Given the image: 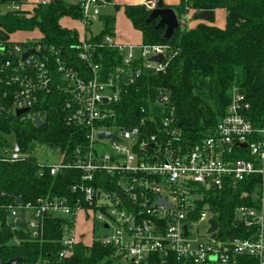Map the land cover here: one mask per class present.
<instances>
[{"label":"built area","instance_id":"built-area-1","mask_svg":"<svg viewBox=\"0 0 264 264\" xmlns=\"http://www.w3.org/2000/svg\"><path fill=\"white\" fill-rule=\"evenodd\" d=\"M45 2L20 0L6 9H27V5ZM145 4L151 9L153 1ZM102 5L104 0H82L79 23L84 29L99 22ZM187 20V15L178 18V28H184ZM95 35H80L77 55L84 63L80 70L67 66L55 47L44 49L40 44L24 50L13 45L0 67L7 83L16 86L13 112L27 108L22 114L31 121L38 116L45 123V116L29 110L39 93L57 91L65 98L67 123L83 126L86 132L85 143L72 150L70 159L45 147L56 150L59 159L39 163L46 165L51 175L61 169L74 172L71 196L14 203L8 207L13 228L36 238L43 232L46 216L62 220L59 260L69 257L77 242L86 243L85 232L92 240L94 231L99 230L101 244L111 246L118 261L139 263L158 255L161 262L174 256L179 264H234L240 256H251L257 264H264V121L254 127L244 115L249 108L247 101L234 92L214 130L190 148L178 137L172 109L161 116L152 108L141 107L142 115L134 125L118 122L113 105L127 87L143 74L164 73L176 51L168 43H121L109 35L100 42L87 41ZM40 38L38 32L33 38L14 42L37 43ZM103 46L118 53V62L109 71L93 61ZM28 50L33 52L26 61L21 55ZM156 55L163 59L150 60ZM158 100L167 106L168 94L162 89L158 90ZM100 131L113 137L100 138ZM9 142L0 147V160L16 162L29 155L15 140ZM243 181L250 192L242 195L250 201L233 212V222H238L234 227L241 231L236 236L220 235L216 213L203 201L228 184ZM159 199L165 203H158ZM20 210H24L26 229L17 225ZM210 219L217 223L212 232ZM201 223L206 228L199 232Z\"/></svg>","mask_w":264,"mask_h":264},{"label":"trees","instance_id":"trees-1","mask_svg":"<svg viewBox=\"0 0 264 264\" xmlns=\"http://www.w3.org/2000/svg\"><path fill=\"white\" fill-rule=\"evenodd\" d=\"M20 0H0V67L15 44L24 50L40 44L47 49L51 46L59 52L67 66L84 68L78 58L79 32L76 28L63 25L61 19L79 22L82 19V0H47L30 9L7 10L6 6ZM110 3L111 0H104ZM148 3V2H147ZM180 18L199 10H225L223 28L203 20L193 27L185 25L177 28L169 46L176 54L171 58L164 73L141 75L127 87L120 101L113 105L117 121L134 125L142 115L141 107L152 108L165 114L173 110L178 137L188 148L199 143L211 133L224 115L234 92L242 94L249 108L244 115L254 127L264 121V0H179L167 6ZM5 10H2V8ZM121 9L132 27L141 33L143 44H164L163 29L154 26L157 19L146 22L151 9L144 4L114 5ZM100 31L88 42H100L104 36H114L115 15L98 16ZM17 31H38L41 38L37 43L14 42L9 34ZM104 71H109L118 62V53L106 46L98 48L93 57ZM60 74L56 71L55 77ZM8 77L0 69V147L15 140L29 155L23 160L6 162L0 160V260L6 262L19 258L17 264H112L118 261L111 246L101 244L94 231L89 243L77 242L73 253L59 260L61 249L62 220L46 216L43 232L32 238L26 231L14 229L8 221V207L16 199L23 202L38 198L70 197L73 171L61 169L55 175L49 173L46 165L40 166L34 152L44 146L56 149L70 159L72 150L85 143V128L67 123L64 96L55 93L38 94V100L29 110L45 116L43 126H35L26 114L15 115L12 109V96L15 85L7 83ZM168 94V103L161 104L158 90ZM162 116V115H161ZM160 116L157 118L159 119ZM250 192L246 183H230L217 195L204 199L216 213L220 235H239L240 228L234 227L233 212L242 204L249 203ZM99 225L95 224L98 229ZM102 227V226H101ZM123 264H179L171 256L161 262L158 255H152L135 263ZM234 264H257L251 256H240Z\"/></svg>","mask_w":264,"mask_h":264},{"label":"water","instance_id":"water-1","mask_svg":"<svg viewBox=\"0 0 264 264\" xmlns=\"http://www.w3.org/2000/svg\"><path fill=\"white\" fill-rule=\"evenodd\" d=\"M153 1V6L151 8V11L148 15V17L146 18V22H150L153 19H157V23L155 24V28H161L163 29V39L166 41V43H170L172 40L173 35L176 33L177 28H178V17L176 15V13L174 12V10L170 7H166L164 6V2L163 0H152ZM193 19L194 20H203L206 21L208 23H212L214 20V11L212 10H199L196 11L193 14ZM33 52L32 50H28L22 53L21 57L23 60L27 61V57L28 55ZM163 59V57L161 55H156L150 58V60L152 61H161ZM126 81V78H125ZM105 100V99H104ZM28 109L27 108H21V109H15L14 114L15 115H20L24 112H26ZM33 124L35 126H43L44 122L40 120V118L38 116H36L33 119ZM98 137L102 138V137H113L112 135H110L108 132L105 131H100L98 132ZM242 146H244V144H241ZM158 203H165L163 199H159L157 201ZM22 200L21 199H16L15 204H21ZM167 205V203H166ZM169 206V204H168ZM209 223L211 224V227L209 229V232H212L214 229H216L217 227V223L214 219H210ZM17 225L22 228V229H26V223L24 220V210H20L18 217H17ZM234 225H238V222L236 221L234 223ZM185 229V227H184ZM20 261L19 258H12L6 262H3L0 260V264H17ZM133 261V260H131Z\"/></svg>","mask_w":264,"mask_h":264},{"label":"rangeland","instance_id":"rangeland-1","mask_svg":"<svg viewBox=\"0 0 264 264\" xmlns=\"http://www.w3.org/2000/svg\"><path fill=\"white\" fill-rule=\"evenodd\" d=\"M114 1L115 0H112V2H114ZM149 1H152V0H149ZM2 10H5V8L3 7ZM100 13L101 14H114L116 16V19H117V27L121 33L124 32L123 33L124 37L130 39L129 38V37H131L130 34L133 37H135L138 34L137 30L132 28V26L130 25V23L128 22L126 17L124 16L122 10L121 9H118V10L115 9L114 4L102 5L100 7ZM220 15L224 16V10L219 9V12H216L213 24L218 25L220 23L219 22L220 21L219 20ZM223 16H222V19H224ZM67 19L66 18L61 19V23L63 25H67V22H68ZM188 23H189V20L186 21L187 25H188ZM79 25L81 26L79 28L80 34H81V36L84 35L85 37L95 35L101 29L100 23L98 21H95L87 29H84L82 27L81 23H79ZM127 33H128V35H127ZM36 35H38L37 31H32V32L17 31V32H13V33L9 34V40H11V41H22L25 39L33 38ZM1 50L2 49L0 48V51ZM34 155H35V158L37 159V161L39 163H44V164L54 163L59 159V153L56 150L52 151L50 149L45 148L44 146L37 147L35 152H34ZM78 222L80 224L82 222V220L79 219ZM205 228H206V225L204 223H201L199 232L204 231ZM84 239L86 240V243L90 242L91 238H90L88 232L84 233ZM123 263H124V260H120L117 262H113L112 264H123Z\"/></svg>","mask_w":264,"mask_h":264},{"label":"crops","instance_id":"crops-1","mask_svg":"<svg viewBox=\"0 0 264 264\" xmlns=\"http://www.w3.org/2000/svg\"><path fill=\"white\" fill-rule=\"evenodd\" d=\"M36 1V0H35ZM47 1V0H46ZM179 0H163V2H164V4L165 5H167V6H171V5H175V4H177V2H178ZM152 3V1H149V0H115L114 2H112V0H111V2L110 3H105V4H114V5H125V4H144V3ZM33 7V5H27L26 6V8L27 9H30V8H32ZM223 10V9H222ZM216 12H219V9H216V10H214V18H215V14H216ZM223 14V13H222ZM190 13L189 14H187V16H188V20H189V23H188V27H193L198 21H196V20H194V19H190ZM222 16L223 15H220V17H219V24L218 25H215V26H217V27H219V28H223L224 27V25H225V10H224V16H223V18L224 19H222ZM67 19V18H66ZM128 20V19H127ZM67 25L68 26H71V27H74V28H76L77 30H78V32H79V35H81L80 34V31H79V28L81 27L80 25H79V22L77 23V21H73V20H69V19H67ZM214 21V20H213ZM129 22V21H128ZM130 23V22H129ZM213 23V22H212ZM130 25H131V23H130ZM132 26V25H131ZM83 27V26H82ZM133 28V27H132ZM134 29V28H133ZM136 30V29H135ZM117 32V33H116ZM137 32H138V34L135 36V37H133L131 34H130V36L131 37H129L130 39H128V38H126V37H124L123 35V33L124 32H120L119 31V29H118V27H117V19H116V16H115V30H114V37H115V40L116 41H118V42H121V43H135V44H137V43H140L141 42V33L137 30ZM98 33V32H97ZM127 35H128V33H127Z\"/></svg>","mask_w":264,"mask_h":264}]
</instances>
